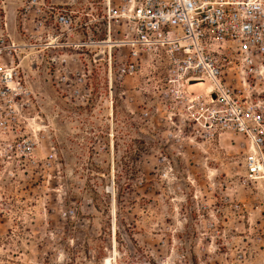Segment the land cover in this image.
Masks as SVG:
<instances>
[{
    "label": "rangeland",
    "instance_id": "1",
    "mask_svg": "<svg viewBox=\"0 0 264 264\" xmlns=\"http://www.w3.org/2000/svg\"><path fill=\"white\" fill-rule=\"evenodd\" d=\"M5 1L19 28L25 0ZM55 1L83 19L98 0ZM26 56L24 95L0 116V264L264 262V178H246V136H213L186 99L159 98L164 67L116 89L99 67L77 105Z\"/></svg>",
    "mask_w": 264,
    "mask_h": 264
},
{
    "label": "built area",
    "instance_id": "2",
    "mask_svg": "<svg viewBox=\"0 0 264 264\" xmlns=\"http://www.w3.org/2000/svg\"><path fill=\"white\" fill-rule=\"evenodd\" d=\"M21 15L13 30L0 0V116L15 112L24 95L25 53L77 105L94 96L99 67L114 89L164 67L158 97L172 108L186 99L213 136L223 129L246 136V178H264V0H98L83 19L55 0H25ZM197 81L210 84L204 95L190 91Z\"/></svg>",
    "mask_w": 264,
    "mask_h": 264
},
{
    "label": "bare ground",
    "instance_id": "3",
    "mask_svg": "<svg viewBox=\"0 0 264 264\" xmlns=\"http://www.w3.org/2000/svg\"><path fill=\"white\" fill-rule=\"evenodd\" d=\"M198 83L195 84L196 87H200L202 88L203 86H205V82L204 81H197ZM107 261L105 262V264H111L110 258L106 259Z\"/></svg>",
    "mask_w": 264,
    "mask_h": 264
}]
</instances>
